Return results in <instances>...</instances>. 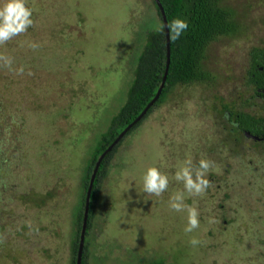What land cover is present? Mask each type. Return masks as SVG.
<instances>
[{
	"label": "rangeland",
	"instance_id": "obj_1",
	"mask_svg": "<svg viewBox=\"0 0 264 264\" xmlns=\"http://www.w3.org/2000/svg\"><path fill=\"white\" fill-rule=\"evenodd\" d=\"M27 6L34 25L0 45L13 69L24 68L17 74L0 62V264H69L83 173L126 99L155 19L148 0ZM220 6L231 9L235 29L205 51L213 84L175 86L115 144L95 193L86 264H264V153L225 138L217 104L249 96L250 56L264 48V0ZM201 159L212 162V187L190 195L175 174ZM151 167L169 179L160 197L143 190ZM178 193L199 211L190 233L187 210L170 208Z\"/></svg>",
	"mask_w": 264,
	"mask_h": 264
},
{
	"label": "trees",
	"instance_id": "obj_2",
	"mask_svg": "<svg viewBox=\"0 0 264 264\" xmlns=\"http://www.w3.org/2000/svg\"><path fill=\"white\" fill-rule=\"evenodd\" d=\"M153 11L154 19L148 22L145 27V41L137 57L132 80L127 90L126 99L118 112L109 120L106 130L100 133L96 140L91 159L83 173L81 200L76 215V228L71 243V261L69 264H76L79 234L81 230L82 217L84 212L85 193L94 165L100 155L113 143L118 135L131 124L144 110L148 103L155 97L165 66V38L162 21L159 11L153 0H148ZM165 16L167 25L176 18L188 22V30L181 37L172 41L169 33V64L163 87L157 100L146 111L149 114L153 107L160 105L168 93L175 86H189L194 84L212 85L213 79L202 68L204 54L210 43L220 37L230 35L235 25L231 18V9L220 6L221 0H158ZM259 56L251 66L250 74L253 75L249 82L258 88L264 86V74L256 68L264 64V48L254 50L251 57ZM206 85V86H207ZM138 124V123H137ZM242 127V124L241 126ZM135 126L131 129L133 130ZM131 130L126 132L128 135ZM116 145L108 151L101 160L96 171L92 188L90 191L88 210L86 216V228L84 233L92 227L94 199L99 180L104 175L105 163L112 156ZM91 226V227H90ZM83 246L81 251L80 264H86V251L88 244ZM160 264V263H152Z\"/></svg>",
	"mask_w": 264,
	"mask_h": 264
},
{
	"label": "clouds",
	"instance_id": "obj_3",
	"mask_svg": "<svg viewBox=\"0 0 264 264\" xmlns=\"http://www.w3.org/2000/svg\"><path fill=\"white\" fill-rule=\"evenodd\" d=\"M33 9L27 6V0H6L0 6V45L6 44L13 38L22 35L34 25L32 19ZM188 22L181 18L172 20L167 28L169 29L170 39L172 41L178 40L181 35L188 30ZM39 45L33 43L30 45L33 49ZM0 62L2 65L15 71L17 74H23L24 68L21 66L19 69H13V58L0 55ZM31 74V73H29ZM212 162L209 160L201 159L197 165L192 161H187L186 165L178 170L175 174V180L182 182L184 189L190 195L199 196L207 189L212 187L211 181L206 178ZM169 187V179L167 175L163 174L158 168L151 167L147 170L143 177V190L149 195L160 197ZM170 208L176 212L187 210L188 223L185 228L186 233H190L197 229L200 225L199 211L197 208L187 205L182 193H178L170 200ZM200 243L199 240L193 238L190 240L192 246Z\"/></svg>",
	"mask_w": 264,
	"mask_h": 264
},
{
	"label": "flooded vegetation",
	"instance_id": "obj_4",
	"mask_svg": "<svg viewBox=\"0 0 264 264\" xmlns=\"http://www.w3.org/2000/svg\"><path fill=\"white\" fill-rule=\"evenodd\" d=\"M259 56L255 55L254 59L250 56V69L254 61ZM260 73L264 74V64L256 68ZM245 86L249 89V96L245 99L238 100V95L233 101H218V109L222 131L226 135V139L236 144L238 140H245L256 144L264 153V115L259 116V112L264 114V86L256 87L249 82L253 75L250 70L247 72ZM255 109L256 112L252 109ZM242 124V127H240Z\"/></svg>",
	"mask_w": 264,
	"mask_h": 264
},
{
	"label": "water",
	"instance_id": "obj_5",
	"mask_svg": "<svg viewBox=\"0 0 264 264\" xmlns=\"http://www.w3.org/2000/svg\"><path fill=\"white\" fill-rule=\"evenodd\" d=\"M154 4L156 5L161 21H162V27L164 31V38H165V66H164V72L161 80V85L158 88V91L155 94V97L148 103V105L144 108V110L139 114V116L136 117V119L129 124L119 135L118 137L113 141V143L100 155V157L97 159L94 168L92 170L88 187L85 193V200H84V212H83V217H82V223H81V230L79 234V240H78V248H77V254H76V264H80V258H81V251H82V246H83V239H84V233H85V228H86V216H87V210H88V202H89V196H90V191L92 188L93 180L96 174V171L99 167V164L101 160L103 159L104 155L112 149V147L118 142V140L121 138L122 135H124L136 122H138L143 115H145L146 111L150 106L153 105V103L157 100L159 93L163 87L166 75H167V69H168V64H169V33H168V28H167V23L165 20V16L163 13V9L159 3L158 0H153Z\"/></svg>",
	"mask_w": 264,
	"mask_h": 264
}]
</instances>
